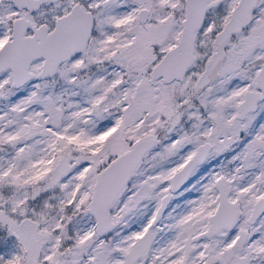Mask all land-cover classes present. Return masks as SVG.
I'll return each instance as SVG.
<instances>
[{"label": "snow or ice", "instance_id": "snow-or-ice-1", "mask_svg": "<svg viewBox=\"0 0 264 264\" xmlns=\"http://www.w3.org/2000/svg\"><path fill=\"white\" fill-rule=\"evenodd\" d=\"M0 264H264V0H0Z\"/></svg>", "mask_w": 264, "mask_h": 264}]
</instances>
